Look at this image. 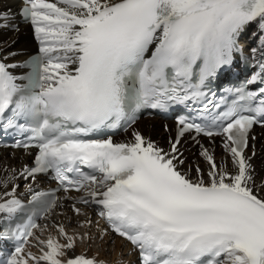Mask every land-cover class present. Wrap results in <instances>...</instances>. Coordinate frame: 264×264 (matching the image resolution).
Segmentation results:
<instances>
[{
    "label": "snow or ice",
    "instance_id": "obj_1",
    "mask_svg": "<svg viewBox=\"0 0 264 264\" xmlns=\"http://www.w3.org/2000/svg\"><path fill=\"white\" fill-rule=\"evenodd\" d=\"M19 2L39 47L20 62L0 46V132L24 137L11 147L36 153L32 166L0 168V241H15L0 264H109L69 256L77 241L109 235L131 245L137 264H264V180L257 185L250 145L254 128H264V0ZM13 6L0 0V28L15 19ZM252 28L257 45L245 59L257 70L224 89L231 103L209 100L206 90L233 68ZM180 106L189 111L167 149L135 129L128 142L96 138L127 131L146 110ZM191 133L197 144L221 138L226 157L217 162L200 145L206 166L185 168L182 140ZM47 174L57 188L29 184L24 203L17 180ZM73 190L82 195H67ZM61 191L76 215L86 214L75 203L95 206L107 227L86 218L83 234L61 223L58 237L41 239L48 225L37 221L61 206Z\"/></svg>",
    "mask_w": 264,
    "mask_h": 264
},
{
    "label": "bare ground",
    "instance_id": "obj_2",
    "mask_svg": "<svg viewBox=\"0 0 264 264\" xmlns=\"http://www.w3.org/2000/svg\"><path fill=\"white\" fill-rule=\"evenodd\" d=\"M7 3H11V1H6ZM49 2H54V0H49ZM255 31L254 28L250 29L247 33V36L251 37V32ZM31 30L28 29V27H22L19 29V32L17 33H10L5 31V28H0V46L4 47L6 50L17 53V56L15 57L16 61H21L24 59L25 55L23 56L21 53L23 51H26L31 46V37H30ZM138 131H140L143 135L146 137H150L152 140L158 142L161 147L164 145L163 140L166 138L167 134L159 128V122L156 119L149 120L148 122H143L138 125ZM167 139V138H166ZM163 142V143H162ZM264 141H260L257 146L262 147L257 148V153L255 158L253 159L252 163L256 169V183L257 185L260 184L262 180H264ZM256 146V147H257ZM209 151H213L215 158L217 162L221 161L222 157H226V153L224 152L223 148H218L215 150H212L210 147H208ZM200 152V150H199ZM186 164L185 168H187L188 165H192L194 163H200L201 167H205L206 165L202 161V158L199 155H195L194 157L192 152H186ZM251 155V154H250ZM192 157V160L190 164L187 163V161ZM2 167H10L14 169H20V166L16 163L15 160L7 157L6 155H0V168ZM68 218H70L71 223L74 222V226H68L66 227V231L69 233V235L76 233V234H83L86 229L78 227V224L81 222V218H75V217H66V220L68 221ZM61 219L54 218L52 220L53 226L47 228L43 235L40 234L39 230H37V235H41V239H47L48 235L51 234L53 237H58V231L56 230V225L61 224ZM67 221H64L63 223L66 224ZM77 225V226H76ZM92 234L95 236L97 234V230L95 231L94 228L91 229ZM61 239V243H63V239ZM111 240H109V236L105 237L103 242H99V240H94L90 245L87 243H82L80 241H77L75 251L69 252V256L74 255H81L84 254L88 257L98 256L101 260H106L109 263H115L117 260H120L121 257H124L123 255L127 252L126 248L122 247V244L114 240L112 245L110 244ZM32 243H35L34 241ZM31 251L34 254H39L38 249L36 247L31 248Z\"/></svg>",
    "mask_w": 264,
    "mask_h": 264
}]
</instances>
